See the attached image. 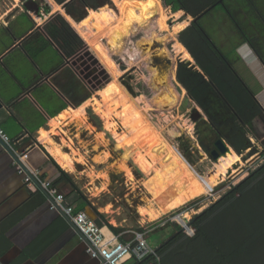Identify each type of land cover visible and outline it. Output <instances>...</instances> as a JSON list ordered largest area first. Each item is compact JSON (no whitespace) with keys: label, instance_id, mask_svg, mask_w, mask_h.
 Returning a JSON list of instances; mask_svg holds the SVG:
<instances>
[{"label":"crops","instance_id":"crops-1","mask_svg":"<svg viewBox=\"0 0 264 264\" xmlns=\"http://www.w3.org/2000/svg\"><path fill=\"white\" fill-rule=\"evenodd\" d=\"M249 1H220L202 14L200 22L210 38L233 61L264 106V63L230 16V11L237 12L243 30L259 36V45L264 47L261 34L264 31V0ZM1 7L4 9L0 10V126L10 137L15 151H9L0 138V264H101L100 257L88 252L84 237L58 209L51 208L44 192L24 182V175L18 172L15 163V155H20L31 170H48L51 178L57 174L55 162L72 176L77 185L79 176L61 164L56 152L62 151L61 156L72 158L76 170L80 154H72L70 146L72 140L75 142L79 138L80 131L83 135L95 134V140L88 144L91 150H96L100 144L106 146L103 138L96 136L99 131L91 123L86 109L87 99L94 92L81 82L79 74L57 46L38 30V26L56 12L67 16L66 9L56 0H0ZM219 7L224 14L217 22L221 34L215 40L203 23V17ZM172 13L186 17L181 22L187 21V25L194 20L182 9ZM69 22L84 39L77 22ZM50 48L54 55H50ZM90 49L93 51L91 46ZM92 55L99 59L95 52ZM81 108L84 110L79 115L54 125L63 112ZM66 133H69V140ZM250 138L256 143L253 137ZM229 151L234 149L231 147ZM239 157L237 162L243 163L242 155ZM237 162L235 165L240 168ZM111 172L115 171L112 169ZM119 172L122 171L116 173ZM57 188L76 209L84 210L92 218L97 217L96 209L106 218L105 206H98L95 202L98 197L96 189L83 190L67 181L61 182ZM101 227L109 234L108 225ZM129 238L132 237L127 234L126 239ZM135 262L136 259L131 258L125 264Z\"/></svg>","mask_w":264,"mask_h":264},{"label":"rangeland","instance_id":"rangeland-1","mask_svg":"<svg viewBox=\"0 0 264 264\" xmlns=\"http://www.w3.org/2000/svg\"><path fill=\"white\" fill-rule=\"evenodd\" d=\"M102 7L110 8L119 18L121 17L122 8L120 10L118 4L114 0H110L109 3H104L98 9ZM163 8V12L159 16L163 14L168 16L166 22L167 27L164 29L156 22L154 28L158 30L160 34H170L168 47L172 51L176 68H178L180 62L187 63L189 66L193 65L197 68L195 59L178 39V35L182 30L178 32L174 31V27L177 23L184 21L186 17L175 15L172 13L170 5H165V3ZM3 9V7L0 8L1 11ZM90 10H92V8L80 7L72 11L73 14L68 13L67 10L64 12L67 14L66 17L70 21L80 22L90 14ZM222 14H224V11L219 7L212 14L203 17V23L208 27L211 32L210 35H212L215 40H217L221 34L216 25ZM82 16L83 18H81ZM79 18H81V20H79ZM116 23L117 21L115 24ZM187 24L188 22L183 29L189 26ZM103 43L104 45L106 44V37ZM178 43L184 46L186 51L191 55V58L184 56V53H179L177 48ZM53 51L52 48L49 49L50 55H54ZM93 51L90 49L92 54L95 52ZM112 57L120 72V74L116 75L117 77L112 74L98 56L99 61L103 63L106 71L110 73V78L104 86L117 79V81L123 85L122 87L142 104V109L146 113L147 118L153 123H151L152 129L154 131L157 129L161 131L159 138H161V140L165 138L164 140L169 144V147L165 146L167 149L160 150L162 151V155L167 157L168 152L173 150L176 155L174 154L175 158H166V163L171 170L167 178L162 175L163 173L161 170L163 167L160 164H157V168L159 167L158 175L155 170L147 173L141 169L142 167L139 165L138 156L134 154L130 156V153H128L122 144L115 138V134L106 128L103 118L93 109L94 106L91 104V101L94 102L93 100L100 98V88L87 99L89 103L86 104V109L91 123H93L96 129L104 132L110 143L106 148L100 144L96 150L94 148L91 150L88 144H92L91 140H95V134L90 133V135H83L84 133L81 131L79 133V138L76 139L78 142L76 140L75 142L73 140L72 142L70 141L72 154H80L78 155L80 159L76 162L75 171V174L79 176L77 185L83 190L86 188L96 189L95 191H97L98 197L95 199V202L98 206H105L107 209L106 218L108 225H112L117 229V232L115 231L116 234L122 237L125 236L126 238L127 234L141 230L145 232L146 235L150 234L149 237L147 236L149 243L153 247H156L162 240L174 232V228L169 224L170 221L182 226L184 223L180 221L178 217H183L185 214H188V220L191 221L196 214L213 204L234 185H237L252 171L264 163V146L256 139V143L251 140L249 149L247 148L240 154V156L242 155L241 159L244 163L238 162L240 168L233 165L225 175L219 178L216 185L202 194H192L183 201H172L171 196L174 191H178L181 198L188 194L189 190H191L190 185L192 183L198 184L200 181L204 180L208 174L215 170L222 157L221 155L218 159H214L211 154V152L216 149V141L218 140L214 131H212V129L209 131L208 124L211 116L189 97L186 89L175 75L173 77V82L177 85V89L181 93L179 105L169 111L158 110L153 106L150 103L153 92L148 87L149 72L146 69L144 58L140 56L135 47L134 39L130 41L123 55ZM113 107L115 106L113 105ZM91 113L98 117V124L92 119ZM211 115L217 118L218 121L225 122L223 127L224 130L233 126L231 122L226 121L228 118L227 114L223 109L219 108L218 104L214 105ZM133 121H135L134 118ZM208 131L211 134L207 133ZM206 133L207 135L200 140V135ZM67 134L69 135V133H66L65 137L69 140ZM89 140L90 142L88 143ZM225 142L228 143L226 140ZM104 151H109L110 156L100 157L101 159L96 156L100 152L105 153ZM119 159H125L124 162L130 171L127 172L126 170V172L122 171L119 173L111 172V163L115 160L116 162L120 161ZM129 173H131V175ZM146 198L149 199L146 200ZM145 200L147 202L151 200L165 207V213L151 221L143 220L140 209L146 205ZM190 227L195 232L194 227ZM192 230L187 227L185 228L187 233H192Z\"/></svg>","mask_w":264,"mask_h":264},{"label":"trees","instance_id":"trees-1","mask_svg":"<svg viewBox=\"0 0 264 264\" xmlns=\"http://www.w3.org/2000/svg\"><path fill=\"white\" fill-rule=\"evenodd\" d=\"M220 1L225 0H164V3L170 5L174 12L182 9L194 17L192 23L179 33L178 39L195 59L198 68L180 62L177 79L189 97L211 116L209 131L212 129L218 139L226 140L240 155L250 147V137L264 146V106L235 68L233 61L201 25L202 14L217 6ZM56 2L64 4L67 12L73 14L72 11L80 7L98 9L110 0ZM230 16L264 63V47L259 45L260 37L243 30L237 12L230 11ZM38 30L57 46L66 59L93 56L89 44L61 12L49 16L38 26ZM261 34L264 36V31ZM215 104L226 112V121L233 124L231 128L224 130L225 122L211 115ZM91 116L98 124V117L93 113ZM207 133L200 135V140ZM54 164L57 174L50 178L51 172L42 169L41 177L50 179L56 187L67 181L77 188L72 176ZM95 212L97 217L93 218L94 221L99 226L108 225L105 215L96 209ZM192 221L195 229L193 235L187 234L178 223L170 221L174 232L155 247L157 256L150 255L141 261L136 260L135 264H264V163L196 214ZM108 226L117 232L115 227ZM128 235L133 237V234ZM122 240L126 238L122 237Z\"/></svg>","mask_w":264,"mask_h":264},{"label":"bare ground","instance_id":"bare-ground-1","mask_svg":"<svg viewBox=\"0 0 264 264\" xmlns=\"http://www.w3.org/2000/svg\"><path fill=\"white\" fill-rule=\"evenodd\" d=\"M114 1L118 4L120 10L122 8L120 18L114 13V11H112L110 8L107 7L104 8L102 7L97 10L92 9L90 10V14L87 15L86 18H84L80 22H77V27L81 35L84 37V39L88 41L91 48L96 52V54L100 57V59L104 62V64L109 68L112 74L115 77H117L116 75L120 74V72L118 71V66L113 61L114 58L112 57L111 50L108 48L106 44H105L106 46L104 45L103 40L105 37L107 39L108 36L112 32H114V30L117 29L116 28L117 25L115 24V22L117 21V23H119L122 20L123 13L125 11L124 6L128 4V2L126 0L124 1L114 0ZM145 1L139 4L129 3L126 9L128 10L131 9L132 11L138 10V15H148L149 11L152 9L148 5L150 3V0H147L146 3ZM54 5L57 7L55 3ZM163 9L159 13H155V14L153 13L154 16L156 17L154 25L157 22L159 26L166 29L167 27L166 22L168 16L165 14L159 16L162 14ZM186 23L187 22H178L177 25L174 27V31L178 32L182 30L186 26ZM115 42L118 43V41ZM177 48L179 50V53L180 52L184 53V56H186L187 58H191V55L189 54L188 51H186L183 45L178 43ZM108 53L113 59L109 56ZM122 86L123 85H121L117 81V79L109 82L104 88H102L99 91L100 98H96L95 100H93L94 102L91 101V104L94 106L93 109H95L96 112L103 118L106 124V128L115 134V138L122 144V146L127 150V152L130 153V156L132 154L138 156L137 158L139 165L142 167L141 169H143L147 173H150L153 170H155V172H157L158 175L159 167L157 168V164L158 165L160 164L163 167V169L161 167L162 169L161 171L163 173L162 175L167 178V175H169L171 170L169 169L166 163V158L167 157L175 158L176 154L174 153L173 150L171 152H168L167 157L162 155V151L160 150L161 149L165 150L167 146L169 147V144L166 142V140H164L165 138H162L163 141L161 140V138H159L161 132L159 131V129L155 131L152 129L151 127L152 122H150V120L147 118L146 113L143 111L142 104H140L136 98L132 97L128 93V91ZM113 105L115 107H113ZM82 110L84 109L81 108L80 110H76V111H73V109H68L56 119L54 125H57L58 123L60 124L61 122H63V120H67L70 116L79 115V113ZM133 118L135 121H133ZM89 124L91 123L89 122ZM45 133L47 132H44V134ZM96 136L103 138V141L106 145L105 148L109 146L110 142L108 141V139H106V136L103 132L100 131L96 132ZM55 152L56 151H54V153ZM106 152L105 153L100 152V154L98 153L97 157L99 158L100 157L102 158L103 156L108 157L107 155H109V153ZM56 155L60 159L61 164L66 169L76 171L73 166L74 160L72 158L61 156L62 151L60 153L56 152ZM119 160L120 161L117 162L115 160L111 164L113 171L115 172L118 171L126 172V170L127 172L130 171V169L124 162L125 159H119ZM239 160L240 157L239 155H237V153H235L234 151H229L227 154H225L220 158L219 163L217 164L215 170L210 174H208V176L204 180L201 179L202 181H200L198 184L192 183L190 185L191 190H189L188 194H186L181 198L179 192L174 191V193L171 196V200L183 201L192 194L193 195L202 194L207 190H210L209 188L216 185L218 183L219 178H221L222 175H225L227 171L231 167H233V165H235L236 162ZM129 174L131 175V173ZM147 199L149 198H146V200ZM140 210L143 220H148V221L157 219L166 211L165 207L160 206L151 200H149L148 202L146 201V205L143 206ZM178 219L180 221H183L185 226L189 228V226L186 225L188 224L189 221L188 214H185L183 217H178Z\"/></svg>","mask_w":264,"mask_h":264},{"label":"water","instance_id":"water-1","mask_svg":"<svg viewBox=\"0 0 264 264\" xmlns=\"http://www.w3.org/2000/svg\"><path fill=\"white\" fill-rule=\"evenodd\" d=\"M126 1L128 4L124 6L125 11L122 20L116 23L117 29L108 36L106 45L111 50L112 56H120L125 53L128 44L134 39L135 47L140 56L144 58L146 69L149 72L148 87L154 93L153 97L150 99L151 104L162 111L172 110L179 105L181 93L178 91L177 85L173 82L174 75L177 77V68L172 56V51L168 47L170 34H160V32L154 28L156 19L154 14L162 11L164 0H150L148 5L152 10L149 11L148 15H138V10L132 11L131 9H126L129 3L139 4L145 0ZM115 41H118V43ZM5 145L9 151L14 153L6 143ZM230 148L228 143L222 139H218L216 141V149L212 151V156L214 159H218L221 155L226 154ZM15 158L25 166L17 155H15ZM36 183L50 199L51 197L44 187L37 181ZM64 217L69 221L66 216ZM192 223V220L188 221V226H192ZM181 227L182 230L185 231V226L182 225Z\"/></svg>","mask_w":264,"mask_h":264},{"label":"built area","instance_id":"built-area-1","mask_svg":"<svg viewBox=\"0 0 264 264\" xmlns=\"http://www.w3.org/2000/svg\"><path fill=\"white\" fill-rule=\"evenodd\" d=\"M0 138L11 150L15 151L14 144L1 126ZM17 157L25 165L23 166L17 159L15 160L18 172L24 175V182L35 190L40 189L36 181L44 187L51 197L49 199L51 208L58 209L69 219L70 224L85 238L88 252L94 257H100L101 264H125L131 258L141 261L150 255L157 256L156 250L149 243L145 232L134 231L133 237L125 241L122 240L121 235L116 234L111 229L109 234H106L87 212L76 209L75 205L67 200L66 196L53 185L50 179L41 177L40 170H31L22 156L17 155ZM183 226L185 225L183 224ZM188 229L192 230L191 227ZM187 234L193 235L194 230Z\"/></svg>","mask_w":264,"mask_h":264},{"label":"flooded vegetation","instance_id":"flooded-vegetation-1","mask_svg":"<svg viewBox=\"0 0 264 264\" xmlns=\"http://www.w3.org/2000/svg\"><path fill=\"white\" fill-rule=\"evenodd\" d=\"M68 61L72 64L75 71L79 74L81 82L83 84H86L92 92L105 87L104 85L108 81V76H110V73L106 71L105 66L101 61H99V59L94 56L87 55L85 58L72 60L68 59ZM98 61L100 64H98Z\"/></svg>","mask_w":264,"mask_h":264}]
</instances>
